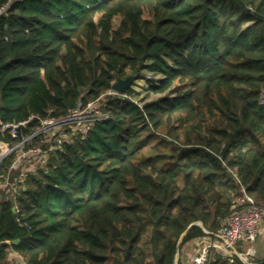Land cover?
<instances>
[{
    "label": "trees",
    "instance_id": "1",
    "mask_svg": "<svg viewBox=\"0 0 264 264\" xmlns=\"http://www.w3.org/2000/svg\"><path fill=\"white\" fill-rule=\"evenodd\" d=\"M251 2L0 0L4 121L64 116L145 70L164 93H109L107 118L0 191V264H180L241 186L264 203V0ZM176 82L189 86L165 93Z\"/></svg>",
    "mask_w": 264,
    "mask_h": 264
},
{
    "label": "built area",
    "instance_id": "2",
    "mask_svg": "<svg viewBox=\"0 0 264 264\" xmlns=\"http://www.w3.org/2000/svg\"><path fill=\"white\" fill-rule=\"evenodd\" d=\"M109 93H118L112 88ZM1 102V99H0ZM109 116L108 110L96 106L94 101H79L64 116L56 117L30 113L28 117L4 121L0 117V191L13 196L26 186V178L44 166L51 152L62 148L63 142L75 135H84L96 120ZM16 208V205H15ZM264 222V203L241 186L234 195L230 209L213 231L205 229V236L196 237L188 264H210L217 256L232 262L234 255H243L238 242H253ZM18 257L22 255L17 253ZM178 259L180 255L178 252ZM180 264H183L180 260Z\"/></svg>",
    "mask_w": 264,
    "mask_h": 264
},
{
    "label": "rangeland",
    "instance_id": "3",
    "mask_svg": "<svg viewBox=\"0 0 264 264\" xmlns=\"http://www.w3.org/2000/svg\"><path fill=\"white\" fill-rule=\"evenodd\" d=\"M259 1L260 0H253V2L250 3L251 4L250 6H252V7L257 6L259 4ZM119 19H120L119 16H115V18H114V24L115 25H117L119 23ZM130 74H134V73H130ZM143 74H144L143 77H140V78H135V74H134V78L130 84L132 86V89L134 90V94H133L132 99L138 101L140 104H142L143 102H145L147 100H151L153 98H156L157 96L164 94V93H154L149 89L150 83L154 81V79H151V78H155V79L159 78V76H161L160 74L152 75V73L150 71H146V70L144 71ZM188 86H189L188 84L176 82V84H174L170 89H168V91H165V93L171 94V92H173L172 89H177V88L185 89ZM108 95H109V92L106 91L103 94H101L100 96H98L97 98L92 99V101H94V104H96V106L105 110L103 105L105 102V98ZM262 96H264V94ZM154 138H158V136L154 137ZM258 238L261 239L260 243H261V246H263V249L261 252H259L258 255H256V254L250 255V257H252L253 259H256V260H259V259L264 257V238H262L261 236L259 237V234H258L256 239L254 240L255 243H253V244L258 245V240H257ZM245 245L247 246L248 244H244L242 246V244L240 242H238L236 244V247L241 250V249H244V247H246ZM10 252L8 254L9 260L14 259L15 257L22 260V258L18 257V255L16 254V252H17L16 250L11 249ZM179 253H180V250H179Z\"/></svg>",
    "mask_w": 264,
    "mask_h": 264
},
{
    "label": "crops",
    "instance_id": "4",
    "mask_svg": "<svg viewBox=\"0 0 264 264\" xmlns=\"http://www.w3.org/2000/svg\"><path fill=\"white\" fill-rule=\"evenodd\" d=\"M262 237L264 238V222H262L260 225H259V237ZM199 239V238H198ZM198 239L195 237V238H192L188 241H186L182 247L180 248V260L182 261L183 264H188L187 261H189V258H190V255H191V252H192V249L194 247V245L197 243ZM258 240V245H254L253 243L254 242H242V246L244 244H248L246 247H244V249H241L242 253L244 255H258L259 252L262 251L263 249V246H261V243H260V238L257 239Z\"/></svg>",
    "mask_w": 264,
    "mask_h": 264
},
{
    "label": "water",
    "instance_id": "5",
    "mask_svg": "<svg viewBox=\"0 0 264 264\" xmlns=\"http://www.w3.org/2000/svg\"><path fill=\"white\" fill-rule=\"evenodd\" d=\"M134 78V74H128L127 76L125 77H118L111 85V88L113 90H115L116 92L118 93H121L123 92L128 86H130L131 84V81L133 80ZM13 209L15 210V207H13ZM198 224L200 226L203 227V224L202 222H198ZM191 225V224H190ZM188 225L187 228L190 226ZM186 228V229H187ZM204 228V227H203ZM185 232V231H184ZM183 232V233H184ZM18 238L14 239V243H17L18 242ZM178 252H179V246L177 247V250H176V253H175V263L177 262L178 260Z\"/></svg>",
    "mask_w": 264,
    "mask_h": 264
}]
</instances>
